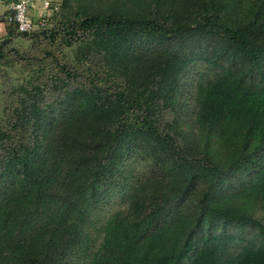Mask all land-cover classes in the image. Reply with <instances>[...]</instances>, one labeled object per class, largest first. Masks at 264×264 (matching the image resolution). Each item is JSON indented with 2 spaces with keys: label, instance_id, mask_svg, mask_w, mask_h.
<instances>
[{
  "label": "trees",
  "instance_id": "1",
  "mask_svg": "<svg viewBox=\"0 0 264 264\" xmlns=\"http://www.w3.org/2000/svg\"><path fill=\"white\" fill-rule=\"evenodd\" d=\"M61 12L71 67L14 87L0 119V264H264V0ZM229 224L257 229L236 253Z\"/></svg>",
  "mask_w": 264,
  "mask_h": 264
},
{
  "label": "rangeland",
  "instance_id": "2",
  "mask_svg": "<svg viewBox=\"0 0 264 264\" xmlns=\"http://www.w3.org/2000/svg\"><path fill=\"white\" fill-rule=\"evenodd\" d=\"M52 4L57 7V10L45 11L43 20H33L34 28L30 33L19 34L12 30V39L5 42V46L1 49L2 59L0 60V119L4 117V109L15 102L16 96L13 95V88L21 85L28 84V82H45L50 84L51 79L55 75L58 66H70V61L76 52L75 41L71 42L70 46H66L67 41L66 30L69 23L64 22L61 17V4L63 0H51ZM71 6H75L76 0H70ZM43 6V5H42ZM43 8V7H42ZM43 23V26L40 25ZM80 37V36H79ZM191 72L189 67L187 76V89L183 92L182 97L184 103L181 110L183 111L184 124H177V130L187 129V121L193 118V99L195 96V80L197 74L203 72L209 73L210 69L206 68L207 63L198 61ZM79 73H82L78 69ZM61 75V74H59ZM80 81L79 78L77 82ZM186 114V116H185ZM143 167L139 164V167ZM142 171V170H141ZM126 205V198L120 196L115 197L110 203L101 208L99 212V220L103 222L105 218L115 211L121 210ZM254 217L262 220V213L260 210H254ZM223 235L238 236L243 240L241 242L231 243V252H238L240 247L246 240H251L257 233L256 228L246 229L244 232L238 227L229 224L220 229ZM258 243V240H252Z\"/></svg>",
  "mask_w": 264,
  "mask_h": 264
},
{
  "label": "built area",
  "instance_id": "3",
  "mask_svg": "<svg viewBox=\"0 0 264 264\" xmlns=\"http://www.w3.org/2000/svg\"><path fill=\"white\" fill-rule=\"evenodd\" d=\"M41 1L44 11L57 10V7L52 4L51 0ZM28 5L29 0H16L10 6V14L6 18V23L19 34L30 33L35 28L34 21L28 14ZM40 20L43 19L41 18ZM40 25L43 26V23L40 22Z\"/></svg>",
  "mask_w": 264,
  "mask_h": 264
},
{
  "label": "crops",
  "instance_id": "4",
  "mask_svg": "<svg viewBox=\"0 0 264 264\" xmlns=\"http://www.w3.org/2000/svg\"><path fill=\"white\" fill-rule=\"evenodd\" d=\"M15 1L16 0H0V42L13 38V29L6 23V18L10 14V6ZM28 14L32 18V20L41 19L45 14V11L42 8V1L29 0Z\"/></svg>",
  "mask_w": 264,
  "mask_h": 264
}]
</instances>
